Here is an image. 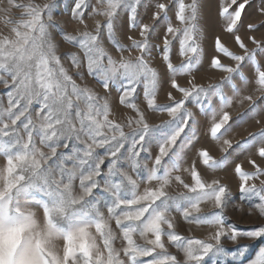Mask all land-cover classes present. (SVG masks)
I'll return each instance as SVG.
<instances>
[{
  "label": "snow or ice",
  "instance_id": "1",
  "mask_svg": "<svg viewBox=\"0 0 264 264\" xmlns=\"http://www.w3.org/2000/svg\"><path fill=\"white\" fill-rule=\"evenodd\" d=\"M0 264H264V0H0Z\"/></svg>",
  "mask_w": 264,
  "mask_h": 264
},
{
  "label": "rangeland",
  "instance_id": "2",
  "mask_svg": "<svg viewBox=\"0 0 264 264\" xmlns=\"http://www.w3.org/2000/svg\"><path fill=\"white\" fill-rule=\"evenodd\" d=\"M228 40H229V43H231L230 38H228ZM204 75L215 77V76H218L219 74H218V73H215V74H214V73H212V72H207V73H204ZM236 110H237V109H235V108L233 109L234 112H235ZM252 130H254V127H253V125L249 124V125L244 126L243 128L237 129L233 135H234V137H235L236 139H239V138H241L242 136L247 135V132H248V131H252ZM234 186H235V185H234ZM234 218L240 220L241 223H242V226H244V227H246V226H247L249 223H251V222L253 221V219H254V217H243V218H241V217H239V216H236V217H234ZM197 234H199V233H197Z\"/></svg>",
  "mask_w": 264,
  "mask_h": 264
}]
</instances>
